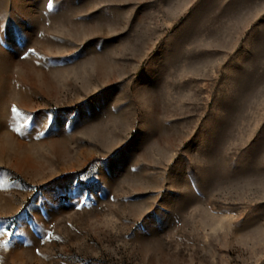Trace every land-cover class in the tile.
Listing matches in <instances>:
<instances>
[{
  "label": "rangeland",
  "instance_id": "obj_1",
  "mask_svg": "<svg viewBox=\"0 0 264 264\" xmlns=\"http://www.w3.org/2000/svg\"><path fill=\"white\" fill-rule=\"evenodd\" d=\"M0 224V264H264V0H0Z\"/></svg>",
  "mask_w": 264,
  "mask_h": 264
},
{
  "label": "snow or ice",
  "instance_id": "obj_2",
  "mask_svg": "<svg viewBox=\"0 0 264 264\" xmlns=\"http://www.w3.org/2000/svg\"><path fill=\"white\" fill-rule=\"evenodd\" d=\"M49 7H51V4H49ZM29 52H31L32 50L31 49H28ZM13 113H16V108L15 106H13V109H12ZM17 115H19L18 113H16ZM32 117H29V119H31ZM52 119V116L51 114H46V117H45V120L46 121H50ZM0 233H2V224H0Z\"/></svg>",
  "mask_w": 264,
  "mask_h": 264
}]
</instances>
